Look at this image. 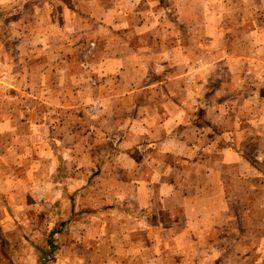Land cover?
Masks as SVG:
<instances>
[{
	"label": "crops",
	"instance_id": "crops-1",
	"mask_svg": "<svg viewBox=\"0 0 264 264\" xmlns=\"http://www.w3.org/2000/svg\"><path fill=\"white\" fill-rule=\"evenodd\" d=\"M54 4L49 20L32 14L28 47L37 60L23 84L75 121L52 127L64 154L117 181L116 193H106L118 202L97 211L126 216V181L137 183L124 223L136 230L120 234L119 220L102 222L107 233L72 264H197L219 242L252 239L253 226L236 215L247 211L243 198L264 196L248 150L264 139V0ZM51 30L66 39L50 43ZM83 40L95 43L93 76L82 77L72 58ZM93 102L97 116L77 125ZM258 155L264 163L263 150ZM240 181L253 184L239 191Z\"/></svg>",
	"mask_w": 264,
	"mask_h": 264
},
{
	"label": "rangeland",
	"instance_id": "rangeland-1",
	"mask_svg": "<svg viewBox=\"0 0 264 264\" xmlns=\"http://www.w3.org/2000/svg\"><path fill=\"white\" fill-rule=\"evenodd\" d=\"M37 1L0 0V264H72L75 258L86 259L92 239L97 240L107 233V229L103 233L102 222L119 220L122 228L116 233L120 234L136 230L125 228V222L132 219L128 215L132 211L128 202H133L130 188L137 184L134 179L126 181L128 197H124L119 206L125 205L128 217L122 212L113 216L97 211L101 206L118 202L117 197L106 193H116L117 181L97 177L101 165L72 162V157L64 154L66 148L55 143L54 135L58 130L54 132L52 127L56 123L61 127L63 120L68 126L75 121L68 115L70 113L59 112L63 110L55 103H44L43 98L40 101L37 89L28 82L26 86L23 84L24 79L33 74L28 65L37 60L33 46L28 47L32 40L27 34L34 30L32 24L35 22L32 14L43 15L49 20L54 3L69 8V0H46L50 5H37ZM28 25L30 27L25 28ZM64 39L66 37L62 39L51 30L50 43H61ZM77 46L71 52L72 58L82 77L90 76L93 72L88 65L95 43L83 40ZM30 82L36 84V81ZM86 83L95 86L97 81L88 77ZM82 108L85 118L76 124L89 125L88 117L97 116V107L93 102ZM208 143L213 141L209 139ZM248 150L253 155L257 187L264 188V163L258 155L261 150L264 152V139ZM149 166L148 161L142 170L147 172ZM248 182H238L237 190L250 188L253 183ZM111 199L114 202H110ZM240 204L249 205L247 211L236 215V219L253 226L252 239L247 237L246 241L245 236L237 237V243L230 245L219 242L213 246V253L203 255L197 264H264V229L261 227L264 196L247 204L243 198Z\"/></svg>",
	"mask_w": 264,
	"mask_h": 264
}]
</instances>
